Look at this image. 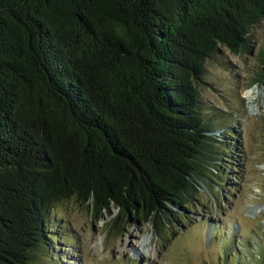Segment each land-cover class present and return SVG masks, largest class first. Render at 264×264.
Returning <instances> with one entry per match:
<instances>
[{"label": "trees", "instance_id": "16d2710c", "mask_svg": "<svg viewBox=\"0 0 264 264\" xmlns=\"http://www.w3.org/2000/svg\"><path fill=\"white\" fill-rule=\"evenodd\" d=\"M263 18L264 0H0V264L53 252L66 199L119 209L117 231L185 217L237 155L216 151L207 60Z\"/></svg>", "mask_w": 264, "mask_h": 264}, {"label": "rangeland", "instance_id": "374dc122", "mask_svg": "<svg viewBox=\"0 0 264 264\" xmlns=\"http://www.w3.org/2000/svg\"><path fill=\"white\" fill-rule=\"evenodd\" d=\"M248 38L246 51L220 46L207 60L199 87L209 120L222 132L217 137L224 138L214 141L216 151L229 140L237 155L229 168L212 167L199 182L185 217L163 232L150 221L117 231L119 209L96 214L66 199L53 205L59 237L38 264H264V18ZM249 88L260 91L256 99L247 98Z\"/></svg>", "mask_w": 264, "mask_h": 264}, {"label": "bare ground", "instance_id": "6f19581e", "mask_svg": "<svg viewBox=\"0 0 264 264\" xmlns=\"http://www.w3.org/2000/svg\"><path fill=\"white\" fill-rule=\"evenodd\" d=\"M260 94V91L257 93L254 91L253 88H249L247 91H246V95H247V98L249 97L250 99L249 100H254L257 98V96ZM252 103V102H251ZM252 106H255V105H252ZM253 110H256V108L254 107Z\"/></svg>", "mask_w": 264, "mask_h": 264}]
</instances>
